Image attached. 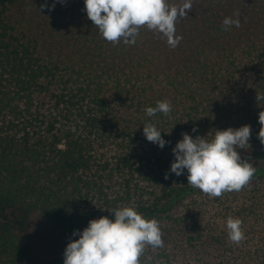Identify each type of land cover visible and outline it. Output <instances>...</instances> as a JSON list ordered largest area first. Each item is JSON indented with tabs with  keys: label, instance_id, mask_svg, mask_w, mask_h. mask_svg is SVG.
Masks as SVG:
<instances>
[{
	"label": "trees",
	"instance_id": "obj_1",
	"mask_svg": "<svg viewBox=\"0 0 264 264\" xmlns=\"http://www.w3.org/2000/svg\"><path fill=\"white\" fill-rule=\"evenodd\" d=\"M24 3L0 0V204L35 216L37 238L66 245L90 220L111 218L107 209L134 207L159 222L164 243L159 252L146 246L141 264H264V195L224 192L209 221L173 216L172 206L199 189L186 171H169L181 133L211 139L245 124L249 146L237 151L253 166L264 162V101L256 100L264 96V0H193L176 23L175 48L146 26L134 45L105 40L84 0H29L25 20L16 15ZM225 17L240 27L225 31ZM161 100L171 102L168 116L148 117L146 107ZM149 122L170 142L163 149L145 138ZM254 168L250 181L264 177ZM229 216L242 221L239 244L227 237ZM31 246L0 222V264L22 263Z\"/></svg>",
	"mask_w": 264,
	"mask_h": 264
},
{
	"label": "clouds",
	"instance_id": "obj_2",
	"mask_svg": "<svg viewBox=\"0 0 264 264\" xmlns=\"http://www.w3.org/2000/svg\"><path fill=\"white\" fill-rule=\"evenodd\" d=\"M56 2L65 3V0ZM84 6L87 18L109 42L115 44L122 40L124 44L134 45L140 28L146 26L175 48L182 39L176 35V23L188 16L193 0H180L178 4H169L168 0H84ZM54 7L55 3L50 6ZM222 23L225 31L232 26L240 27V20L232 17H225ZM256 100L264 101V96L257 94ZM171 110V102L161 100L155 107H146L145 113L148 117L157 113L168 116ZM258 122L261 125L258 138L264 144V111L259 112ZM197 131L195 127L192 129V133ZM143 133L149 142L161 149L170 143L154 123L143 125ZM251 134L248 124L217 129L211 139L183 132L182 139L172 148L174 160L169 171L176 176L186 171L187 184L209 197L239 191L255 173L253 165L243 160L237 151L249 146ZM107 210L111 218L92 219L83 230L73 231L72 236H78V239L67 243L63 264H141L140 257L146 246H163L162 232L155 218L147 219L131 206ZM241 225L239 218H227L225 227L229 241L239 244L245 239Z\"/></svg>",
	"mask_w": 264,
	"mask_h": 264
},
{
	"label": "rangeland",
	"instance_id": "obj_3",
	"mask_svg": "<svg viewBox=\"0 0 264 264\" xmlns=\"http://www.w3.org/2000/svg\"><path fill=\"white\" fill-rule=\"evenodd\" d=\"M24 1L25 3L23 6L20 5L16 15L19 18L21 11H23V19L25 20L29 18V0ZM26 27L28 28L29 25H26ZM253 167H264V162L257 163ZM249 182L250 183L245 185L244 188L248 190L251 195L255 193L264 195V177H257ZM196 206H198L202 212L198 211ZM214 209H220V207H217V197H209L201 190H196L189 196L183 198L180 202L174 204L171 208V214L181 217L190 216L192 214L199 219L204 217L202 220L209 221L214 219L215 215L218 213V211ZM203 211H205V213ZM0 222L10 224L18 233L29 236L32 240L31 252L20 264H56L57 262L55 259H63L66 244H63L60 240L55 238H37L35 232L37 226H39V222L35 216L27 212H13L11 207L0 204ZM148 247L157 252L160 251L158 247ZM165 247L169 250V247ZM61 264H63V261Z\"/></svg>",
	"mask_w": 264,
	"mask_h": 264
}]
</instances>
